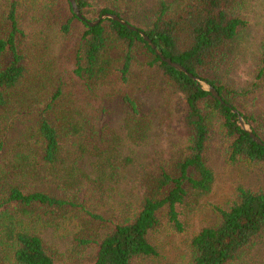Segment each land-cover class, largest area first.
I'll list each match as a JSON object with an SVG mask.
<instances>
[{
	"label": "trees",
	"instance_id": "obj_1",
	"mask_svg": "<svg viewBox=\"0 0 264 264\" xmlns=\"http://www.w3.org/2000/svg\"><path fill=\"white\" fill-rule=\"evenodd\" d=\"M94 1L76 0L83 21L70 0H0V264L157 258L154 235L186 233L213 191L207 152L214 117L229 141L227 161L264 167V147L233 112L264 143L258 118L239 108L241 97L264 87V40L247 94L205 77L248 26L238 13L245 0H162L144 21L139 0ZM104 14L138 31L112 19L89 25ZM140 32L200 81L163 62ZM144 87L164 89L163 125L187 132L184 144L157 150L147 162L135 149L153 130L135 98ZM116 97L127 107L121 133L107 124ZM237 193L228 207L214 208L217 222L192 238V264H264V187Z\"/></svg>",
	"mask_w": 264,
	"mask_h": 264
},
{
	"label": "rangeland",
	"instance_id": "obj_2",
	"mask_svg": "<svg viewBox=\"0 0 264 264\" xmlns=\"http://www.w3.org/2000/svg\"><path fill=\"white\" fill-rule=\"evenodd\" d=\"M161 1L139 0V20L150 19ZM167 1L176 4L179 2L178 0ZM105 2L106 0L94 1L95 5ZM23 12L27 18L31 16L28 14V5L24 7ZM238 13L247 20L248 26L241 30L228 57L214 70L207 72L205 77L216 80L228 89L247 94L261 66L262 41L264 40V0H245ZM114 54L118 55L117 49ZM201 83L204 89H208L205 82ZM135 98L138 100L142 113L147 115L153 124L149 141L143 146L135 148L141 162L149 161L157 150H172L184 144L187 132L183 126L169 130L163 125L166 113L164 89L144 87L136 92ZM109 103L107 124L121 133L127 107L120 97L114 98ZM239 108L244 112L255 114L258 124L254 126L260 130L264 137V87L256 93H248L241 97ZM247 128L252 129L248 124ZM21 133L22 126L13 132V136L17 137ZM228 152L229 141L223 132L222 122L214 117L212 138L207 152L208 163L215 173L213 191L202 200L190 220V226L186 233L174 234L169 231H159L154 235L153 239L158 245L159 256L141 264H192L190 242L195 234L217 222L218 218L214 208L228 207L237 199V189L240 186L253 191L264 187V167L250 165L244 161L231 164L227 161ZM124 193L126 195L125 191ZM116 197L120 198L118 194ZM57 239L62 245L67 241L60 237Z\"/></svg>",
	"mask_w": 264,
	"mask_h": 264
},
{
	"label": "water",
	"instance_id": "obj_3",
	"mask_svg": "<svg viewBox=\"0 0 264 264\" xmlns=\"http://www.w3.org/2000/svg\"><path fill=\"white\" fill-rule=\"evenodd\" d=\"M73 12L83 21H85V19L83 18V16L81 15L79 8L77 6L76 0H70ZM104 19H112L115 20L119 23H121L122 25L127 26V28H129L130 30L133 31H138V29L130 24H128L125 20L121 19L120 17H118L117 15L114 14H104L102 15L99 19L93 21V22H89L90 26H94L97 25L98 23H100L102 20ZM141 36L144 38L145 41H147L151 47L155 50L156 54L161 58V60L165 63H167L168 65H170L171 67L175 68L176 70L183 72L185 74H188L190 77L194 78L195 80L200 81L198 78L194 77L192 74H189L188 71L181 65H179L176 62H173L172 60L165 58L161 52H159L155 45H153V43L151 42V40L149 39V37H147L145 35V33L140 32ZM206 84V83H205ZM208 86V89H205L207 91H209L212 96L217 99L218 101H220L222 104H225V102L223 101L222 97L218 94V92L215 90V88H213L212 86L206 84ZM234 113L238 114L239 116V121L241 126L245 129L246 132H248V134L250 135V137L253 139V141H255L258 145H261L264 147V143L263 141L252 131L251 128H247V124L244 122V119L242 118V116L238 113V111L233 110Z\"/></svg>",
	"mask_w": 264,
	"mask_h": 264
}]
</instances>
